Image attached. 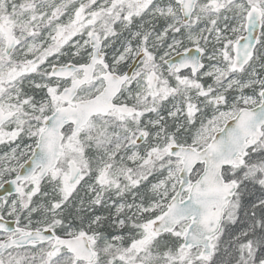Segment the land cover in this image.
<instances>
[{
    "label": "snow or ice",
    "instance_id": "1",
    "mask_svg": "<svg viewBox=\"0 0 264 264\" xmlns=\"http://www.w3.org/2000/svg\"><path fill=\"white\" fill-rule=\"evenodd\" d=\"M0 264H264V0H0Z\"/></svg>",
    "mask_w": 264,
    "mask_h": 264
}]
</instances>
